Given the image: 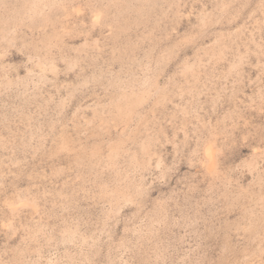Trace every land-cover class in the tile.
Wrapping results in <instances>:
<instances>
[{
  "label": "rangeland",
  "instance_id": "obj_1",
  "mask_svg": "<svg viewBox=\"0 0 264 264\" xmlns=\"http://www.w3.org/2000/svg\"><path fill=\"white\" fill-rule=\"evenodd\" d=\"M0 264H264V0H0Z\"/></svg>",
  "mask_w": 264,
  "mask_h": 264
}]
</instances>
